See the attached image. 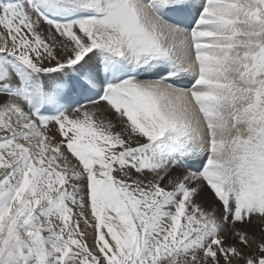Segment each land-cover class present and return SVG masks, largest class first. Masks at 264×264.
Instances as JSON below:
<instances>
[{"label":"snow or ice","instance_id":"1","mask_svg":"<svg viewBox=\"0 0 264 264\" xmlns=\"http://www.w3.org/2000/svg\"><path fill=\"white\" fill-rule=\"evenodd\" d=\"M0 264H264V0H0Z\"/></svg>","mask_w":264,"mask_h":264}]
</instances>
